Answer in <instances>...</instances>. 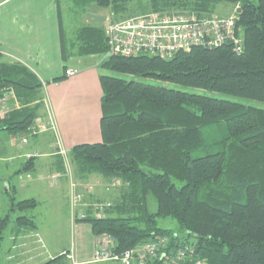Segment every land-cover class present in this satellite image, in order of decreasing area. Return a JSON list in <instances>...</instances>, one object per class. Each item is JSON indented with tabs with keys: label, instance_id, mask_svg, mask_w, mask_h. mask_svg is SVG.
I'll use <instances>...</instances> for the list:
<instances>
[{
	"label": "trees",
	"instance_id": "obj_1",
	"mask_svg": "<svg viewBox=\"0 0 264 264\" xmlns=\"http://www.w3.org/2000/svg\"><path fill=\"white\" fill-rule=\"evenodd\" d=\"M115 15L142 0H73ZM222 4L239 7L241 50L227 44L196 47L169 59L109 56L100 63L101 142L70 150V162L84 177L120 181L115 204L87 209L82 220L96 238L109 235L116 251L135 249L161 237L178 248L190 244L203 264H264V106L245 105L184 90L108 75L116 72L201 89L264 104V0H148L151 12L213 14ZM61 17V0H57ZM116 18L114 21L125 19ZM62 19V17H61ZM61 25L62 57L107 55L105 26H80L68 37ZM56 78V81L63 80ZM43 83L27 66L0 60V97L12 107L0 131L31 134L42 105ZM63 157L61 165L64 167ZM35 169V157L18 172ZM149 195L157 211L149 206ZM38 206L34 198L12 200L10 211ZM176 221L177 231L158 219ZM19 228L36 229L20 216ZM12 223L0 215V247ZM63 254L44 264H66ZM155 264H162L156 261Z\"/></svg>",
	"mask_w": 264,
	"mask_h": 264
},
{
	"label": "crops",
	"instance_id": "obj_2",
	"mask_svg": "<svg viewBox=\"0 0 264 264\" xmlns=\"http://www.w3.org/2000/svg\"><path fill=\"white\" fill-rule=\"evenodd\" d=\"M59 13L57 0H0V58L8 62L24 64L43 83L40 93L42 105L38 111L32 136L37 138L39 135L53 133L55 142L52 144L56 143L54 149L49 148L51 153L43 154L41 157L37 145L27 149L14 146L16 135H12L13 142L10 141L9 145L14 150L13 155H17L12 159L22 162L35 157V169L20 173L18 171L24 164H21L19 169L16 168L17 170L13 167L12 177L10 176L12 179L7 178L4 183L9 191L12 190L19 195V186L28 183L23 181L24 175L36 172L40 163L47 162L44 163L48 165L47 172L40 173L38 177H32L29 182L35 189L44 187L53 191L59 190L62 183H65V196H69L65 212V221L68 222L69 218L73 221L71 206H69L72 182L76 184V176L82 175L70 174L68 184L66 181L68 179L62 174L65 168L61 165L60 153L62 149L70 153L76 145L99 143L102 140L100 121L103 92L99 69L102 60L95 55L72 56L67 61L63 59L60 25L62 13L61 17ZM67 69H75L78 73L73 77H67ZM61 77L64 79L57 82L56 78ZM8 104L10 106V103ZM26 142L29 140L27 139ZM42 159L44 161H41ZM50 176L54 180L47 182ZM78 188L79 185L76 186L77 193H79ZM97 203L110 204V202L103 203L99 200ZM31 218L37 221L36 216ZM37 236L40 238L38 239ZM45 242L38 225L36 229H17L2 242L0 264H44L67 253V248L52 252L50 247H45ZM72 247V254H67L69 264H74L69 258L71 255L77 264H108L92 262L95 237L90 238L87 245L79 241Z\"/></svg>",
	"mask_w": 264,
	"mask_h": 264
},
{
	"label": "rangeland",
	"instance_id": "obj_3",
	"mask_svg": "<svg viewBox=\"0 0 264 264\" xmlns=\"http://www.w3.org/2000/svg\"><path fill=\"white\" fill-rule=\"evenodd\" d=\"M148 0H142L141 2L137 1L131 4V7L124 13H120L115 15L110 9L101 8L98 5L92 3L86 7V14H84V10L73 0H61V13H62V21L67 33L68 37H71V34L76 31L80 26L88 25L90 22L87 19V14H96L100 16L107 17V20L104 22L94 23L101 26H107V24L111 21H114L116 18L122 17H132L143 15L151 12V9L147 5ZM236 11V7L232 4H222L216 8V12L213 14H209L215 17H229L230 15H234ZM74 34V33H73ZM100 60H104L109 57V53L107 55H95ZM0 60L6 61V59L0 58ZM8 62V61H7ZM108 75L124 78L125 80L132 81L133 79L138 80L139 82H143L145 84L155 85V86H166L168 88H175L179 90H184L190 93H198L207 96H212L218 99L223 100H230L234 102H239L245 105L255 104L258 106H264V104H260L248 99H241L233 96H228L220 93H213L210 91H205L201 89H193V88H186L179 85L168 84L164 83L160 80L153 79V78H140L135 76L123 75L116 72H108ZM44 94V93H43ZM12 108V107H11ZM45 137V140H43ZM53 133H48L44 136L39 135L37 138H33L31 134H18L16 135V141L13 142L12 134L7 131H0V215L6 216L8 214L11 215L12 223L9 228L5 232V237L8 239L12 232L20 229L19 224L17 223V218L20 216H27L32 217L36 216L38 228L40 230V234L45 238V247H50L52 252H59L62 248H67V253L72 254V245L76 244L77 242H81L83 245H87L89 239H94L95 236L91 231L90 224L83 222L81 216L84 214L88 216L87 209L89 206H92L95 210L100 209L102 203H97L98 200L103 202H110L115 204L120 198V191H121V183L115 184L107 179L99 176V175H91L90 177H82L76 176V184L79 185L78 192L76 191V185L74 190L71 188L70 192V199H69V206H71L72 211V220L65 221V212H66V203L68 202L69 196H65V183H62L61 188L59 190L53 191V189H45L44 187H40L35 189L33 184L29 182L32 177H38L40 173L47 172V166L42 162L38 165V169L36 172L24 175L23 181L28 182L27 185L23 184V186H19L20 194H15L12 190L7 189V185L5 179L10 178L12 179L11 169H19L21 164H24L27 159L21 161H15L12 158L16 157L17 155L14 154L13 148H11L10 141L14 143V146L18 147L19 149H27L29 147H33L36 145L39 149V155L41 157L43 154H49L52 151L49 149H54L56 146L52 143L55 142L53 140ZM43 138V139H42ZM24 139H28L29 142H24ZM59 145V140L56 141ZM42 143V144H41ZM16 151V148H14ZM13 155V156H12ZM34 155V154H33ZM70 155V153H69ZM46 156V155H45ZM70 156H68L67 161L64 160V172H62L64 177L68 180L67 183L69 184L70 181V174L78 173V167L70 162ZM48 159V158H46ZM58 159V158H56ZM62 160V158H61ZM41 161H44L43 159ZM16 169V170H17ZM11 176V177H10ZM82 177V178H81ZM54 179L52 176L49 177L46 181L50 182ZM65 181V180H64ZM74 183L72 182V185ZM72 187V186H71ZM8 190V191H7ZM81 196V201L77 203H73L72 199L75 193ZM35 198L38 201V206L34 209L27 210L24 212L20 211H10L12 200L14 201H21L25 199ZM149 206L152 212L157 211V203L152 195H149ZM82 219V220H80ZM79 220V221H78ZM76 223V224H75ZM159 227L168 230L177 231L179 229L178 224L176 221L170 218H160L158 219ZM30 230V229H27ZM39 235V234H38ZM81 235V237H80ZM38 239L40 238L37 236ZM97 238L95 237V243ZM28 243V242H26ZM95 251V248H94ZM94 255V252H93ZM93 262V256H92ZM95 263V262H94ZM66 264H69L66 263ZM110 264V263H108ZM116 264V263H112Z\"/></svg>",
	"mask_w": 264,
	"mask_h": 264
},
{
	"label": "built area",
	"instance_id": "obj_4",
	"mask_svg": "<svg viewBox=\"0 0 264 264\" xmlns=\"http://www.w3.org/2000/svg\"><path fill=\"white\" fill-rule=\"evenodd\" d=\"M229 17H215L195 11H164L128 17L111 21L105 27V36L109 46V56L139 57L148 55L169 59L182 51L196 47L218 48L232 44L241 50L242 33L237 31L238 10ZM78 73L67 69V77ZM11 108L6 97H0V119H4ZM27 139H24L26 142ZM61 156L67 161L69 153L61 150ZM74 190L75 184L72 185ZM75 193V192H74ZM73 203L81 201L74 194ZM86 215H82L84 219ZM195 248L184 244L173 248L170 239L161 237L132 250L116 251V241L109 235L97 238L93 262L116 264H203L194 258ZM74 264V258L69 257Z\"/></svg>",
	"mask_w": 264,
	"mask_h": 264
},
{
	"label": "water",
	"instance_id": "obj_5",
	"mask_svg": "<svg viewBox=\"0 0 264 264\" xmlns=\"http://www.w3.org/2000/svg\"><path fill=\"white\" fill-rule=\"evenodd\" d=\"M87 19L90 23H99L107 20V17L96 14H87ZM8 189V188H7ZM8 191V190H7Z\"/></svg>",
	"mask_w": 264,
	"mask_h": 264
}]
</instances>
